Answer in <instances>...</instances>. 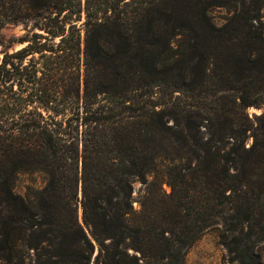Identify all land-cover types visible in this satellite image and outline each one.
<instances>
[{"label":"trees","instance_id":"1","mask_svg":"<svg viewBox=\"0 0 264 264\" xmlns=\"http://www.w3.org/2000/svg\"><path fill=\"white\" fill-rule=\"evenodd\" d=\"M263 17L264 0H0V35L32 27L0 59V264H184L214 228L262 264Z\"/></svg>","mask_w":264,"mask_h":264},{"label":"rangeland","instance_id":"2","mask_svg":"<svg viewBox=\"0 0 264 264\" xmlns=\"http://www.w3.org/2000/svg\"><path fill=\"white\" fill-rule=\"evenodd\" d=\"M212 14L217 22L221 23L224 18L228 16L229 10L227 8H213ZM264 23V17H263ZM32 34L31 25L26 23L16 22L6 24L0 35V59L3 58L5 53L13 52L17 49L24 47L27 42L25 39ZM250 116L259 115L264 111L263 107L250 106L247 110ZM257 122L256 120H254ZM252 138L249 139L248 145L251 144ZM34 181L41 184L44 181V175L39 172L23 174L17 181L19 189H25V186ZM141 183L135 185V205L138 207V199L142 192H140ZM164 189L169 193L171 188L164 184ZM80 219L82 215L80 211ZM256 249L263 258L264 264V240L258 243ZM35 264V263H33ZM184 264H240L235 258V253L230 252L228 247L222 242V232L219 229L207 230L198 240L188 249Z\"/></svg>","mask_w":264,"mask_h":264}]
</instances>
